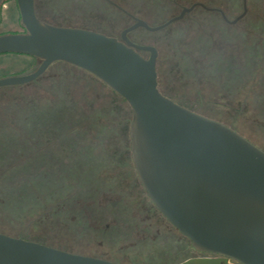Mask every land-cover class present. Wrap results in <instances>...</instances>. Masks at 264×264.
<instances>
[{"label":"rangeland","instance_id":"1","mask_svg":"<svg viewBox=\"0 0 264 264\" xmlns=\"http://www.w3.org/2000/svg\"><path fill=\"white\" fill-rule=\"evenodd\" d=\"M114 1L152 26L194 0ZM199 1L218 5L231 17L241 11L238 0ZM100 3L36 0V10L42 18L74 27L120 29L125 21L118 22ZM22 32L18 10L0 8V35ZM137 39L159 51L156 71L163 93L244 132L264 150V0H246V12L234 27L195 9ZM220 57L233 58L236 66L226 68L229 60ZM34 64L23 54L3 53L0 78ZM116 99L121 97L100 81L63 63L51 65L36 81L0 87V232L59 249L147 259L162 231L160 222L138 199L126 197L135 195L134 188L128 191L127 182L102 165L114 156L115 134L127 116ZM112 201L123 204L132 218V227L115 240L104 228L114 224V216L97 213L112 209Z\"/></svg>","mask_w":264,"mask_h":264},{"label":"water","instance_id":"2","mask_svg":"<svg viewBox=\"0 0 264 264\" xmlns=\"http://www.w3.org/2000/svg\"><path fill=\"white\" fill-rule=\"evenodd\" d=\"M16 2L25 32L1 34L0 53L41 61L0 78V87L32 81L55 61L95 76L130 106L131 159L157 210L196 250L241 264H264V150L227 124L163 95L157 87L156 47L126 37L135 27L155 31L179 20L195 4L158 26L135 19L118 39L50 24L36 16L34 0ZM0 264L118 263L0 232ZM180 264L218 263L195 258Z\"/></svg>","mask_w":264,"mask_h":264},{"label":"flooded vegetation","instance_id":"3","mask_svg":"<svg viewBox=\"0 0 264 264\" xmlns=\"http://www.w3.org/2000/svg\"><path fill=\"white\" fill-rule=\"evenodd\" d=\"M95 1L101 2L100 5L103 4L105 7L110 9L111 16L114 17L118 22H120V19H121V21L124 20L125 23H124V25L121 24L120 26H122V27L120 29H118L117 31H114L113 33H109L107 31H103L101 29H91V28H85V29L97 31V32L103 33L105 35L112 36V37L119 39L122 30H124L125 28H127V27L131 26L133 23H135L136 22L135 19L144 20V19L140 18L139 16L132 14L127 8L123 7L122 5H120L119 3H117L114 0H95ZM174 1L175 0H173V2ZM238 2L240 4L241 11L236 16L231 17L230 14H228L222 7H220L218 5H207V4L203 3L202 1L194 0L187 6H181L179 11L176 14H173L169 18L161 21L160 23H158L156 25H152V26H158L160 24H163L164 22H166L171 17L179 14V12L184 7H189L193 4H195L194 7L189 12H186L182 16L181 19L173 21V22L169 23L168 25H166V26H164L158 30H155V31H149L143 27H135L126 33V37L135 43L138 40L137 38H143V33L160 31V30L168 27L172 23H175V22L182 20L185 15L189 14L190 12H192L195 9H201L205 13H212L213 15H215L218 18V20L223 25L229 26V27H234L236 25V23L243 16H241L239 19H237L234 22H232V21L236 17H238L243 12L244 9L246 12V0H238ZM200 4L204 5V7H202ZM46 6H47V8L50 7V6L48 7V4H46ZM0 8H6V9L16 8L18 10L16 0H1L0 1ZM34 9H35L36 16L39 19H41L42 21L48 22V23L53 24V25H58V26H71V27L75 26L73 24H68V23H59L52 18L47 19L46 17H44V18L40 17L37 13V10H36V0H34ZM43 10H44L43 12L47 13V15L53 17V15H51L52 13L49 11L50 9H43ZM245 12H244V14H245ZM24 32H25V30H24ZM24 32H22V33H24ZM142 55L144 57H147L148 53L142 52ZM158 56H159V51H158ZM158 56H157V59H158ZM33 59L36 62H38L37 65L41 61L39 58H33ZM157 59H156V64H157ZM55 63H63V64L70 65V66L74 67L75 69H78L82 72H85L88 75H90L91 77L100 81L95 76L91 75L90 73L86 72L85 70L80 69V68H78L74 65H71L67 62H64V61H55V62L51 63L45 69V71L51 65H53ZM37 65L29 72H32L37 67ZM29 72H27V73H29ZM43 73L32 81H36L40 76L43 75ZM32 81H29V82H32ZM101 83L104 86H106L103 82H101ZM106 87H108V86H106ZM157 87L159 89L158 81H157ZM109 90L113 94H116L110 88H109ZM159 91L163 95H165L166 97H169L168 95L163 93L160 89H159ZM116 95H118V94H116ZM119 97H121V96H119ZM110 100H113V99H110ZM115 101L119 102V107L121 106V111L123 113L126 111L127 116L125 118L122 117V120H121V122H122L121 126L123 127L122 131L119 134L118 133L115 134L116 141L119 145L115 147L114 156L109 160V162L104 163L102 165H104L106 168H111V169L115 170V176L118 175L121 177L122 180H124V182H127L128 191H130L133 188L135 189V192H136L135 195H127L126 197L132 198V199H138V201L142 202L143 205H146L148 208H150V211L159 220L162 231H159V233H158L159 235H156L157 236L156 242L153 245L154 249H152V250L150 249L151 250V252L149 253L150 255L147 257V259H149V260H147L145 258L143 259L137 255L115 256V255H110V254H105V253H85L83 251L68 248V247H63L62 249L66 250V251L74 252V253H79V254L103 258V259H106V260H109V261H112V262L118 263V264H149V263H153V264H180V263H182L188 259H195V258H197V259H209L211 261H215V263H218V264H241L239 262L231 261L229 258H224V257L219 256V255L211 254V253L205 252V251H199V250H196L195 248H193L190 240L186 236L181 234L153 205V203L150 201L149 197L147 196L146 192L144 191V189H143V187H142V185H141V183L137 177V174L135 172L133 162L131 159L130 137H129V127H130V119H129L130 109L129 108L130 107H129L128 103L122 97H121V100L116 99ZM175 102H177V101H175ZM93 164L94 163H92V161H91V162H89L88 166H92ZM82 166L85 167V163L82 164ZM119 204H120L119 201H112L111 202V206H112L111 208L113 210L110 208H109L110 210H107V208H104L103 211H100L101 213L97 212V213H99L98 218L104 217L106 213H110L114 216V218H113L114 224H105V227H104L106 232H107V235L109 237H111L110 240L117 239V237H116L117 235L120 236L121 234H125L126 231H128L132 227V224L130 223V222H132V218H130L129 212L127 211L126 207L123 204H120V205ZM91 214H94L93 210H91Z\"/></svg>","mask_w":264,"mask_h":264},{"label":"trees","instance_id":"4","mask_svg":"<svg viewBox=\"0 0 264 264\" xmlns=\"http://www.w3.org/2000/svg\"><path fill=\"white\" fill-rule=\"evenodd\" d=\"M20 17V16H19ZM22 25V24H21ZM23 27V26H22ZM24 27H23V32H24ZM1 54H3V53H0V55ZM24 55V54H23ZM24 56H27V57H30V58H36V57H33V56H28V55H24ZM225 60V59H227V60H229V62L227 63V65H226V68L231 64V65H234V66H236L235 65V63L237 62L236 60H234L233 58H230L229 57V59H228V57L227 58H217V60L219 61V60ZM236 61V62H235ZM236 77V76H235ZM130 107V106H129ZM231 128H233L232 126H231ZM234 129V128H233ZM235 130H237V129H235ZM238 131V130H237ZM241 134H243L244 136H246L251 142H253L254 144H256L255 143V141H253V139H250V137L249 136H247L244 132L243 133H241ZM9 157V156H8ZM20 236V235H19ZM20 237H23V236H20ZM23 238H26L27 239V237H23Z\"/></svg>","mask_w":264,"mask_h":264}]
</instances>
